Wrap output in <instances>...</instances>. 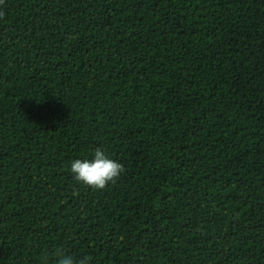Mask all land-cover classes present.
<instances>
[{"label": "trees", "instance_id": "trees-1", "mask_svg": "<svg viewBox=\"0 0 264 264\" xmlns=\"http://www.w3.org/2000/svg\"><path fill=\"white\" fill-rule=\"evenodd\" d=\"M58 252L264 264V0L0 4V264Z\"/></svg>", "mask_w": 264, "mask_h": 264}, {"label": "clouds", "instance_id": "clouds-1", "mask_svg": "<svg viewBox=\"0 0 264 264\" xmlns=\"http://www.w3.org/2000/svg\"><path fill=\"white\" fill-rule=\"evenodd\" d=\"M4 0H0L2 4ZM125 171L124 165L111 159L104 150L97 148L93 159H75L71 162V172L77 182L93 190H103L115 183ZM78 195V192L73 193ZM57 264H90V258L75 260L71 255L58 252Z\"/></svg>", "mask_w": 264, "mask_h": 264}]
</instances>
